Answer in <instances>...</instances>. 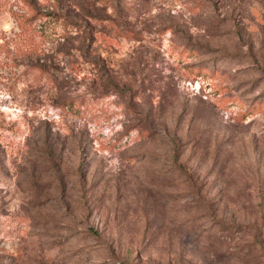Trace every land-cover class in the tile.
Masks as SVG:
<instances>
[{
    "label": "rangeland",
    "instance_id": "374dc122",
    "mask_svg": "<svg viewBox=\"0 0 264 264\" xmlns=\"http://www.w3.org/2000/svg\"><path fill=\"white\" fill-rule=\"evenodd\" d=\"M0 264H264V0H0Z\"/></svg>",
    "mask_w": 264,
    "mask_h": 264
}]
</instances>
